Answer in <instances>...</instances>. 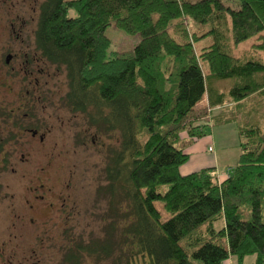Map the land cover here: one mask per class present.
<instances>
[{"label":"trees","instance_id":"1","mask_svg":"<svg viewBox=\"0 0 264 264\" xmlns=\"http://www.w3.org/2000/svg\"><path fill=\"white\" fill-rule=\"evenodd\" d=\"M185 19L206 31L178 37L170 27ZM112 23L139 42L110 52ZM34 41L45 62L64 68L69 108L118 133L97 189L111 221L64 261L85 253L110 264H264V0H43ZM207 78L234 84L213 91ZM204 96L210 109L229 100L214 123H236L241 152L222 180L212 168L179 170L205 135L208 123L192 118Z\"/></svg>","mask_w":264,"mask_h":264},{"label":"rangeland","instance_id":"2","mask_svg":"<svg viewBox=\"0 0 264 264\" xmlns=\"http://www.w3.org/2000/svg\"><path fill=\"white\" fill-rule=\"evenodd\" d=\"M42 1L0 0V23H8L16 14L24 17L31 26L33 44L38 7ZM69 15L76 16V11L71 10ZM206 29L190 19L179 20L170 27L172 32L177 30L178 37L181 31L188 32L189 38ZM105 33L111 40L110 52L129 51L140 39L138 34L126 33L114 23L106 28ZM194 44L199 50L205 40L199 39ZM242 45L237 55H242L250 44L248 41ZM40 67L45 70L39 79L41 89L51 93V96L45 94L51 112L39 111V115L47 116L50 132L43 144L26 139L27 135L22 137L24 158L16 150L17 153L6 163L3 152L0 153V264H72L64 261L66 251L74 244L86 245L90 240L102 239L105 227L111 221L107 200L98 196L97 189L106 183L107 150L118 143V133H105L90 126L85 114L69 108L64 101L68 87L63 67L45 61ZM204 71L207 72L205 68ZM207 83L213 91H227L234 80L207 78ZM254 95L257 98V94ZM206 102L204 96L192 112L195 125L208 123L205 135L197 140V145L206 142L205 149L201 150L204 162H208L205 168H212L211 173L223 179L236 165L241 152L236 123L213 122L215 113L223 115L226 112L229 100L214 109H210ZM253 106L258 108L255 102ZM206 138L210 141L207 142ZM208 146L212 151L207 149ZM198 161L196 153L180 167L183 166V170ZM32 187L37 188L34 191L37 195L44 192L45 200L36 201L29 193ZM157 205L161 206V203ZM215 226L220 228L222 223L217 222ZM253 259L254 256L246 257L244 264H251ZM77 264H110V261L83 253ZM223 264L238 263L235 257H229Z\"/></svg>","mask_w":264,"mask_h":264},{"label":"flooded vegetation","instance_id":"3","mask_svg":"<svg viewBox=\"0 0 264 264\" xmlns=\"http://www.w3.org/2000/svg\"><path fill=\"white\" fill-rule=\"evenodd\" d=\"M26 21L16 14L8 23H0V153L6 163L16 150L24 158L22 137L43 144L50 132L47 116L39 115V111L51 112L45 96L51 93L43 91L39 81L45 71L40 67L44 60L34 40L32 44L31 26ZM35 190L30 188L32 197L45 200L44 192L37 195ZM48 204L52 206V202Z\"/></svg>","mask_w":264,"mask_h":264},{"label":"crops","instance_id":"4","mask_svg":"<svg viewBox=\"0 0 264 264\" xmlns=\"http://www.w3.org/2000/svg\"><path fill=\"white\" fill-rule=\"evenodd\" d=\"M207 137V136H206ZM201 139V138H200ZM200 139H198V141L200 140ZM207 142H209L210 141V139L208 140V138H206L205 139ZM198 141H196V142H193V144L191 145V146H189L188 148H187V151L189 152V154H190V159L192 158V156L193 155H195L196 153H198V155H199V161L197 162V163H194V164H192V165H190L189 167H184V169L182 170L181 168L183 167H180V172L182 173V174H187V173H190V172H193V171H196V170H199V169H202V168H205L206 166V163H208V162H204V157L203 156H201V150H204L205 149V145H206V142H204V143H202V145H197L198 144ZM204 145V146H203ZM198 158V157H197ZM189 159V160H190ZM209 162L211 163V160H209ZM214 163H215V159H214ZM211 165H212V163H211ZM219 180H222V179H220V178H218ZM224 179V178H223Z\"/></svg>","mask_w":264,"mask_h":264},{"label":"built area","instance_id":"5","mask_svg":"<svg viewBox=\"0 0 264 264\" xmlns=\"http://www.w3.org/2000/svg\"><path fill=\"white\" fill-rule=\"evenodd\" d=\"M208 150H209V151H212V148H211V147H209V148H208Z\"/></svg>","mask_w":264,"mask_h":264}]
</instances>
